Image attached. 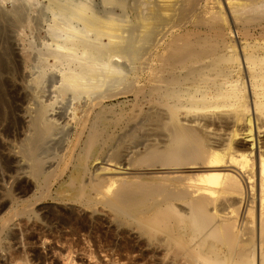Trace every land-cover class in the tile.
Instances as JSON below:
<instances>
[{
	"label": "bare ground",
	"instance_id": "obj_1",
	"mask_svg": "<svg viewBox=\"0 0 264 264\" xmlns=\"http://www.w3.org/2000/svg\"><path fill=\"white\" fill-rule=\"evenodd\" d=\"M41 1L0 0V73L14 58L13 72H32L17 76L29 96L6 78L0 91L9 118L33 102L17 171L40 189L35 202L91 215L60 221L63 233L22 231L23 250L10 234L7 264L45 263L37 244L70 264L78 252L95 264H264V0ZM121 98L132 103L105 105ZM22 179L3 192L0 234L30 192Z\"/></svg>",
	"mask_w": 264,
	"mask_h": 264
},
{
	"label": "rangeland",
	"instance_id": "obj_2",
	"mask_svg": "<svg viewBox=\"0 0 264 264\" xmlns=\"http://www.w3.org/2000/svg\"><path fill=\"white\" fill-rule=\"evenodd\" d=\"M43 2H45L46 0H42ZM41 1V2H42ZM223 1V0H222ZM42 2V3H43ZM227 10V9H226ZM228 16H229V14H228ZM232 21V20H231ZM230 21V22H231ZM231 25H232V34H233V37L235 38V41L237 42V43H239L240 41H241V37L238 35V30H237V28L236 27H234L235 25L233 24V22H231ZM46 25L45 24H42V27H40V30H39V32L41 33L40 35H44V32H45V30H46ZM254 32H256V33H254ZM254 32H252V34L256 37V36H258V34H259V30L256 28V29H254ZM258 33V34H257ZM198 34H201V35H203V32H199ZM224 40H226L224 37H222ZM221 38V39H222ZM239 38V39H238ZM222 39V40H223ZM236 39H238V41L236 40ZM35 40H36V43H40V40H38L37 39V37H35ZM14 42V47H16V48H14V52L16 51V53L15 54H17V52L19 51V47L21 48V46L18 44V42L14 39V40H12V43ZM19 46H18V45ZM15 59V60H14ZM13 60V62L10 64V68H12L13 70L15 69V65L17 64L16 62H17V59L16 58H14ZM14 62H15V64H14ZM14 66H13V65ZM13 70L11 71V73H9V72H7L8 73V75H7V73H0L1 75H2V79L0 80V87H1V89H0V91L2 90L3 91V89L4 88H2L3 87V85L2 84H4V80H5V78H6V80L8 81L9 80V82L11 83V85L12 86H14L13 88L14 89H16V87L17 88H20L21 90H19V93H20V95H22V94H24L23 96H25V94L26 95H28L29 96V94L28 93H31V92H29V90H27L28 91V93H27V91H22V89H23V86L25 87V85H23L21 82H20V80L18 81V78H17V76L20 74L21 76H22V78H23V76L25 77V76H27V77H25V82H27V84H28V81L30 80L29 78H30V76H31V73L32 72H30L29 70H26V71H22V72H13ZM15 71V70H14ZM10 74H14V76L12 75H10ZM0 75V76H1ZM15 75H16V77H15ZM12 77V78H11ZM13 77H14V79L16 78V80H14L13 79ZM19 77V76H18ZM3 80V81H2ZM6 80H5V82H6ZM3 82V83H2ZM18 82H20V83H18ZM21 84H22V86H21ZM22 87V88H21ZM49 87H46L44 90L45 91H47V92H45V95H44V99L46 98V99H49V97L51 98V97H53V95L50 93L51 92V90L50 89H48ZM23 90H26V89H23ZM26 92V93H25ZM2 92H0V94H1ZM22 93V94H21ZM50 93V94H49ZM52 95V96H51ZM0 96H2V94L0 95ZM14 96V95H13ZM48 97V98H47ZM1 98L2 97H0V231L2 230L1 229V225H2V222H1V218H3L4 217V215H5V213H6V211H7V208H4L3 209V198H2V196H3V192H4V190L5 189H7L8 187H10V185L12 184L13 186H15V184H16V181H18V180H20V179H22V180H24V181H26L27 182V184H28V186L30 185V192L24 197V203L21 205V206H18V208H17V210L18 211H20V214H19V216H17V218H15L14 220H13V222L12 223H10L7 227H5L4 229H3V231L1 232L2 234H0V264H7V249H9V248H13V246L15 245V243H13V242H11L10 240H9V235L10 234H12V233H16V234H18V238H20V240H19V242H20V244H18V245H16V246H14V248L15 249H21V250H23L24 248L26 249L28 246H24V244L22 243V237H20V234H22V231H24L23 233H25L26 231L28 232V233H32V234H34V235H39V234H42V233H45V232H53V233H56V232H58V233H63L64 232V228H65V226L60 222V221H62V220H67V218H69L70 216H72V215H76V213H77V215H78V212H79V214L80 215H86V213H87V216L89 215V213H90V215H91V210H88V209H86V208H84V207H82V206H80V205H76V204H73V203H71V202H68V201H58V200H53L51 197H48L46 200H44V201H40V202H35V200L34 199H32V197L34 198V196L32 195V194H34V195H38V193H39V191H40V189H35V186L33 185V183L31 182V180L29 179V176L26 174L27 173V170L26 169H24L25 167L24 166H27V165H25L26 163L21 159V156L18 154H16L17 152H18V145L19 144H21L20 142H21V140L24 138V135H26L25 134V132H24V118L25 117H23V115L25 114V112H26V110L24 109V108H28V109H31V108H34L33 106H30V105H32L33 104V102L32 101H28V100H26V104H24V108L22 109V113L21 114H19L20 112H18V114H16L17 113V111H14V113H13V115L9 118L8 117V115L6 116V109L3 107V102H2V100H3V98H2V100H1ZM30 98V97H29ZM58 101H60V100H58ZM28 102L30 103V104H28ZM66 102H67V100H66ZM126 100H124V98H121V99H118V100H114V101H112V102H109V103H106L105 105H107V106H109V104H111V106L112 105H114V106H118V105H120V103H122V104H127V105H129L128 103H132L131 101L130 102H126ZM32 103V104H31ZM119 103V104H118ZM65 104V105H64ZM121 104V105H122ZM14 105H15V107L14 108H17L18 107V104L15 102L14 103ZM29 105V106H28ZM66 103H65V101H63L62 103H61V101L59 102V104H57L55 107H56V112H63L67 107H66ZM2 106V107H1ZM65 106V107H64ZM4 110H3V109ZM60 108V109H59ZM58 110H60V111H58ZM4 111V112H3ZM16 115H18V116H16ZM25 116V115H24ZM8 117V118H7ZM22 117H23V121H22ZM21 120H20V119ZM14 119V120H13ZM17 120H19L20 122H19V124H18V121ZM11 121V122H10ZM17 121V122H16ZM22 122V123H21ZM11 125V126H10ZM21 127H20V126ZM11 127V129L13 130L12 131V136L8 139L7 138V136H6V129H7V127ZM23 126V127H22ZM20 128V129H19ZM70 130L72 129V132L73 131H75L76 130V128L75 127H71L70 126V128H69ZM22 131V132H21ZM21 133V134H20ZM22 134H24V135H22ZM20 139V140H19ZM56 139V138H55ZM19 141V142H18ZM53 141H56V140H53ZM19 143V144H18ZM17 147V148H16ZM9 149H12V153H9ZM11 154V155H10ZM8 156H11V158L13 159L14 158V162L15 163H13L12 164V168H16V170L15 171H17L18 169H21V168H23V172H25V170H26V173H23L21 170V172H18V176H17V174H15V176H14V174H13V178L11 177L10 178V176L8 175V173H7V168H6V162H7V157ZM13 156V157H12ZM101 159H103V158H101ZM100 159V160H101ZM93 161V163L91 162V163H89V166L91 167H89L88 166V172L89 173H95V172H99L100 173V168H101V166L103 165L102 163H104V161L102 162V160L101 161ZM72 162V164L69 166V169H68V171L66 172V175H65V177L63 178V180H60V181H58L57 183H55L54 184V186H53V188H52V193H51V195H52V197H55L56 196V193H57V191L59 190V188H60V185L62 184V181H68V176L71 174V172H72V170H73V167L76 165L75 164V162L72 160L71 161ZM102 162V163H101ZM53 163V164H52ZM51 166H54L55 167V160L52 162L51 161V163H50V161L44 166V168L46 169V168H48L49 167V165ZM14 166V167H13ZM54 167H51L52 169H54ZM18 168V169H17ZM62 168V167H61ZM126 167H124V169H125ZM90 169V170H89ZM98 169V171H96ZM132 172H135V170H131ZM145 171V172H144ZM121 173L123 172V173H127V172H124V171H120ZM118 173V171H117V173L119 174V175H121V173ZM136 172H138V173H142V176H144V175H146V174H144L143 175V173H150V170H148V169H146L145 168V170L144 169H139V170H136ZM23 175H22V174ZM116 173V172H115ZM152 173V172H151ZM26 174V175H25ZM156 174H161V171L159 172V170H158V172L156 173ZM124 175V174H123ZM141 175V174H140ZM17 176V177H16ZM10 178V179H9ZM30 180V181H29ZM34 187V188H33ZM37 190V191H36ZM26 200V201H25ZM78 206V207H77ZM78 208V209H77ZM82 208V209H81ZM100 209V208H99ZM82 211V212H81ZM85 211H86V213H85ZM31 212L33 213V212H37L38 214H39V217L41 216V215H46V218H44V220H41L40 218L42 217H40V218H38V216H36V214H31ZM84 212V213H83ZM41 213V214H40ZM98 214V215H97ZM89 215V216H90ZM94 215H95V217L96 216H100L101 214L100 213H94ZM94 215H92L93 217H94ZM37 217V218H36ZM28 219V222H29V227L28 228H22L21 226H19V223H20V221L22 222V220L23 221H26ZM31 224H32V226H33V224H34V228L32 229V227H31ZM28 229V230H27ZM37 229V230H36ZM10 241V242H9ZM37 251L39 252V255H41V257L43 258V256H46L45 258H43V259H46V262L45 263H48V261H50V260H52V262L54 263V264H70V262L68 263L67 262V253L64 251V250H62L61 251V249L59 250L58 248H54V249H52L51 251H50V253L48 254V250H45V251H43V249H41L40 248V246L37 244ZM61 251V252H60ZM57 252H59V253H57ZM55 253V255L53 256V254ZM66 253V254H65ZM77 253V252H76ZM81 252H78L77 254H75V255H72V257H74V260H76L75 262L77 263V264H95L96 262H94V261H90V263H89V261H87L86 259H85V257H84V259H83V256L82 255H78V254H80ZM47 254V255H46ZM73 254H74V252H73ZM59 255H61V257H59ZM65 257H63V256ZM77 256V257H76ZM81 256V257H80ZM52 258V259H51ZM80 258H82V259H80ZM50 259V260H49ZM51 262V261H50ZM49 262V263H50ZM38 264H45L44 262L43 263H40V262H37ZM36 263V264H37ZM20 264H25V263H20Z\"/></svg>",
	"mask_w": 264,
	"mask_h": 264
}]
</instances>
